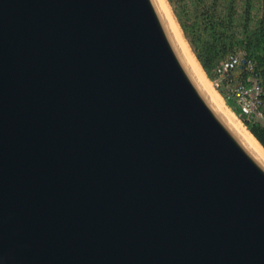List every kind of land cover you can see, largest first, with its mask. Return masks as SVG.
I'll use <instances>...</instances> for the list:
<instances>
[{
  "label": "water",
  "instance_id": "95a60500",
  "mask_svg": "<svg viewBox=\"0 0 264 264\" xmlns=\"http://www.w3.org/2000/svg\"><path fill=\"white\" fill-rule=\"evenodd\" d=\"M171 13L0 0V264H264V147Z\"/></svg>",
  "mask_w": 264,
  "mask_h": 264
},
{
  "label": "trees",
  "instance_id": "16d2710c",
  "mask_svg": "<svg viewBox=\"0 0 264 264\" xmlns=\"http://www.w3.org/2000/svg\"><path fill=\"white\" fill-rule=\"evenodd\" d=\"M186 40L201 66L214 79L219 65L244 54L251 64L235 71L238 80L257 76L264 114V0H168ZM229 106L238 113L234 102ZM264 147V120L247 122Z\"/></svg>",
  "mask_w": 264,
  "mask_h": 264
},
{
  "label": "built area",
  "instance_id": "2783aa9c",
  "mask_svg": "<svg viewBox=\"0 0 264 264\" xmlns=\"http://www.w3.org/2000/svg\"><path fill=\"white\" fill-rule=\"evenodd\" d=\"M244 65L251 64L244 58V54L232 56L223 61L214 78L213 84L224 101L234 102L235 108L238 110L240 120L247 127V122L263 121L264 114L260 109L262 86L257 76L250 75L246 80H242L235 76V71Z\"/></svg>",
  "mask_w": 264,
  "mask_h": 264
},
{
  "label": "bare ground",
  "instance_id": "6f19581e",
  "mask_svg": "<svg viewBox=\"0 0 264 264\" xmlns=\"http://www.w3.org/2000/svg\"><path fill=\"white\" fill-rule=\"evenodd\" d=\"M163 1H164L165 5L167 7V10L169 11V13H171V10H170V7H169L168 3L166 2V0H163ZM175 23H176L177 30H178V32H179V34H180V36H181V38L183 40V43H184V45H185V47H186L191 59L193 60L192 61L193 65L195 66L196 69H198L199 71H201L203 73L202 67H201L199 61L197 60V58L195 57V55L192 53L188 43L186 42V40H185V38H184V36L182 34V31L180 29V26L178 25V23L176 21H175Z\"/></svg>",
  "mask_w": 264,
  "mask_h": 264
},
{
  "label": "rangeland",
  "instance_id": "374dc122",
  "mask_svg": "<svg viewBox=\"0 0 264 264\" xmlns=\"http://www.w3.org/2000/svg\"><path fill=\"white\" fill-rule=\"evenodd\" d=\"M166 2L168 3V5H169V7H170V9H171V11H172V13H173V15L175 16V14H174V11H173V9H172V6H171V4L169 3V1L168 0H166ZM175 19L177 20V18H176V16H175ZM177 23L179 24V22H178V20H177ZM179 26H180V24H179ZM180 28H181V26H180ZM182 30V29H181ZM183 32V31H182ZM184 34V33H183ZM186 39V38H185ZM188 42V41H187ZM189 44V43H188ZM190 46V45H189ZM191 48V47H190ZM192 50V49H191ZM205 71V70H204ZM206 73V72H205ZM206 75H207V73H206ZM207 77H208V79H209V81H210V83H211V85L216 89V87H215V85L213 84V81L215 80V79H211V78H209V76L207 75ZM217 90V89H216ZM217 92L218 93H221V92H219L218 90H217ZM222 94V93H221ZM221 96V95H220ZM222 98V97H221ZM223 99V98H222ZM224 100V99H223ZM226 103V102H225ZM227 104V103H226ZM228 105V107L232 110V112L233 113H235V115H236V117L240 120L241 118L239 117V114L235 111V110H233V108H231L230 106H229V104H227ZM241 121V120H240ZM241 123L245 126V124L241 121ZM246 127V126H245ZM247 128V127H246ZM248 129V128H247Z\"/></svg>",
  "mask_w": 264,
  "mask_h": 264
}]
</instances>
